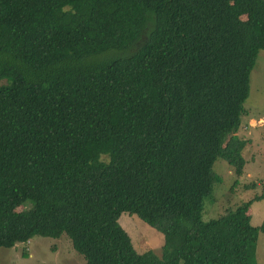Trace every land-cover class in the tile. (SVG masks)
Wrapping results in <instances>:
<instances>
[{
  "label": "trees",
  "instance_id": "obj_1",
  "mask_svg": "<svg viewBox=\"0 0 264 264\" xmlns=\"http://www.w3.org/2000/svg\"><path fill=\"white\" fill-rule=\"evenodd\" d=\"M263 49L264 0H0V246L65 233L85 264H256L252 200L202 210L215 159L244 172Z\"/></svg>",
  "mask_w": 264,
  "mask_h": 264
},
{
  "label": "rangeland",
  "instance_id": "obj_2",
  "mask_svg": "<svg viewBox=\"0 0 264 264\" xmlns=\"http://www.w3.org/2000/svg\"><path fill=\"white\" fill-rule=\"evenodd\" d=\"M244 107L247 115L243 116L238 132L239 136L249 140L243 150L246 158L244 172L237 176L225 159H215L212 167L221 180L214 184L204 199L202 219L205 221L251 199L248 209L251 224L264 225V196L254 199L256 195L264 194V49L259 51L250 73L249 95ZM23 209L25 207H20L17 211ZM118 221L137 252L152 250L160 255L164 243L161 232L137 214L127 211L120 214ZM255 249L256 264H264V231H259ZM25 250L27 254H24ZM0 264H85V258L62 233L58 237L35 235L28 242H18L11 247L0 246Z\"/></svg>",
  "mask_w": 264,
  "mask_h": 264
}]
</instances>
